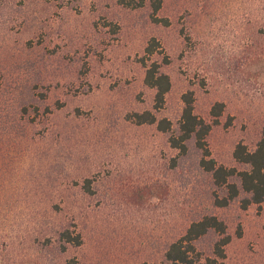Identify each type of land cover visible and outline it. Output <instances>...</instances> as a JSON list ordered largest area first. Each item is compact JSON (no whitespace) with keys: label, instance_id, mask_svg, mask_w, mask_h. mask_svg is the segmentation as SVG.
Listing matches in <instances>:
<instances>
[{"label":"rangeland","instance_id":"rangeland-1","mask_svg":"<svg viewBox=\"0 0 264 264\" xmlns=\"http://www.w3.org/2000/svg\"><path fill=\"white\" fill-rule=\"evenodd\" d=\"M130 1L142 0H0V264H169L165 250L206 215L231 236L224 264H264V203L216 206L226 191L201 151L183 156L172 130L131 120L151 111L176 129L190 92L208 123L223 104L211 156L245 168L234 150H254L264 127V0ZM153 63L172 84L161 108ZM66 228L84 243L62 252ZM220 238L196 252L215 258Z\"/></svg>","mask_w":264,"mask_h":264},{"label":"trees","instance_id":"trees-1","mask_svg":"<svg viewBox=\"0 0 264 264\" xmlns=\"http://www.w3.org/2000/svg\"><path fill=\"white\" fill-rule=\"evenodd\" d=\"M144 0L140 3H127L130 7L143 6ZM155 12L160 9L161 1H154ZM157 20V19H155ZM162 22V21H160ZM168 24V21H163ZM156 43H151L147 48L148 55L155 53ZM145 84L155 90L156 108H161L165 102L166 95L170 92L172 84L169 76L161 72L157 63H153L147 68ZM185 107L176 129L168 119H157L151 112L134 113L131 120L137 125L157 124V129L162 133L173 131L169 138L171 148L177 150L179 154L186 155L189 152V145L193 143L201 151L199 166L206 173L211 174L214 184L218 188H224L226 195L223 198L215 197V204L225 208L235 201L242 193L246 197L242 199V208L247 209L250 205H261L264 203V127L261 138L254 150H250L243 143H239L233 153L234 160L245 168L239 170L236 167H226L219 165L212 158L208 146L207 137L215 124L219 123L224 105L216 104L212 109L214 123H208L195 114L193 94L187 93L183 96ZM233 180H236L233 181ZM211 230L220 235L219 241L215 244V258H205L196 252L194 243ZM59 246L62 252H67L70 247H80L83 245V238L80 233L63 229L59 234ZM231 236L227 234L226 224L214 215H206L198 221L192 222L185 234L169 245L164 252V260L169 264H224L225 247L230 243ZM141 264H153L144 262Z\"/></svg>","mask_w":264,"mask_h":264}]
</instances>
